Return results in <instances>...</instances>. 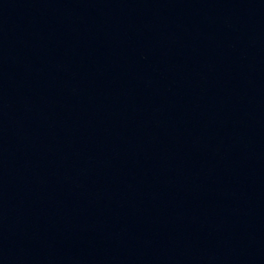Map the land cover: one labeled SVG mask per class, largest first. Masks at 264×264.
<instances>
[{
  "label": "water",
  "instance_id": "water-1",
  "mask_svg": "<svg viewBox=\"0 0 264 264\" xmlns=\"http://www.w3.org/2000/svg\"><path fill=\"white\" fill-rule=\"evenodd\" d=\"M0 264H264V0H0Z\"/></svg>",
  "mask_w": 264,
  "mask_h": 264
}]
</instances>
